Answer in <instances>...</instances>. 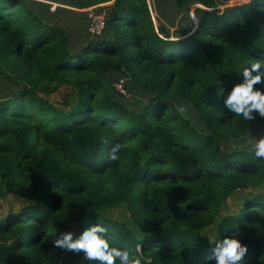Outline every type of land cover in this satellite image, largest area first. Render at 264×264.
<instances>
[{
  "label": "trees",
  "instance_id": "trees-1",
  "mask_svg": "<svg viewBox=\"0 0 264 264\" xmlns=\"http://www.w3.org/2000/svg\"><path fill=\"white\" fill-rule=\"evenodd\" d=\"M35 1L0 0V73L18 85L0 101V192L24 201L0 219V264H98L53 246L95 223L140 264H207L226 235L247 245L242 264H264V159L231 146L264 137V118L223 105L237 72L264 59V8L168 0L180 12L202 6L198 26L170 39L148 0H61L79 9L113 1L102 33L73 46ZM111 74L144 102L127 106L109 91ZM62 85L76 93L67 111L39 95ZM238 191L239 212L219 218ZM118 205L122 220L109 216ZM212 226L213 240L203 236Z\"/></svg>",
  "mask_w": 264,
  "mask_h": 264
},
{
  "label": "rangeland",
  "instance_id": "rangeland-1",
  "mask_svg": "<svg viewBox=\"0 0 264 264\" xmlns=\"http://www.w3.org/2000/svg\"><path fill=\"white\" fill-rule=\"evenodd\" d=\"M248 1L249 0H231L228 5L246 3ZM35 2V6L43 12L48 20L67 29L73 46H81L88 37L90 38L102 33L103 30L100 34H93L90 32V16L92 14L94 15L96 12H99L100 9H105L108 12L109 8L113 5L112 1L106 4L79 9L62 4L63 1L61 0H36ZM148 3L155 25L157 27L162 25L165 31L169 33L170 39H176L183 29L190 30L195 29L198 26L199 19L195 13V10L197 8H202L200 5L194 4L189 8V10L180 12L176 9L174 4L168 0H148ZM221 8L223 9L224 6ZM178 30L181 31L178 32ZM116 78V74H111L106 78V82L108 86H110L109 91L110 88L111 92L112 88H114L116 91L115 84L122 81L123 87L125 83L129 89V91H127V89L124 87L125 95L121 94L124 96V98L120 97L122 102H124L127 106H139L144 102V94L138 86H131L129 79L124 76H121L119 79L117 78L119 81L116 80ZM9 88H18V85L0 73V101L2 97L9 92ZM39 95L47 99L55 108L63 111H67L68 105L74 103L76 100L75 89L66 85L60 86L52 94L39 93ZM259 137L260 134L258 132H254L248 137V139L255 140ZM248 139L239 143H232L231 146L234 148L238 145H248L246 143ZM254 191L259 192L260 189H256ZM244 194V191H238L233 197H231L222 208L219 218L226 216L228 213L237 214L242 206ZM23 202L24 201L22 199H19L13 194H8L4 197L2 196V192H0V219L9 211L17 212L22 206ZM127 214V210L122 205L113 207L109 212L110 218L115 220H122L127 216ZM74 225L75 222L71 221L70 228L73 229ZM215 233L216 226H212L203 232V236L213 240L215 238Z\"/></svg>",
  "mask_w": 264,
  "mask_h": 264
},
{
  "label": "clouds",
  "instance_id": "clouds-1",
  "mask_svg": "<svg viewBox=\"0 0 264 264\" xmlns=\"http://www.w3.org/2000/svg\"><path fill=\"white\" fill-rule=\"evenodd\" d=\"M255 2L264 8V0ZM237 75L242 79L223 97L224 108L245 121L254 120L256 115L264 118V90L256 87L264 84V59H258L250 67H244ZM188 110L189 106L183 104L177 107L180 114H185ZM246 143L254 158L264 159V137L248 139ZM121 147L118 143L113 146L109 157L111 160L118 159L117 153ZM53 246L77 255L82 254L89 262L98 264H140L139 260L130 259L127 250L110 245L105 227L97 223L85 228L78 235L70 230L56 235ZM247 253L246 244L236 237L226 235L216 241L206 261L207 264H242Z\"/></svg>",
  "mask_w": 264,
  "mask_h": 264
},
{
  "label": "built area",
  "instance_id": "built-area-1",
  "mask_svg": "<svg viewBox=\"0 0 264 264\" xmlns=\"http://www.w3.org/2000/svg\"><path fill=\"white\" fill-rule=\"evenodd\" d=\"M90 17V32H92L93 34H100L105 27L106 10L100 9L99 12H96L94 15L92 14ZM115 89L119 94L125 95V90L122 81H120V83L115 84Z\"/></svg>",
  "mask_w": 264,
  "mask_h": 264
}]
</instances>
